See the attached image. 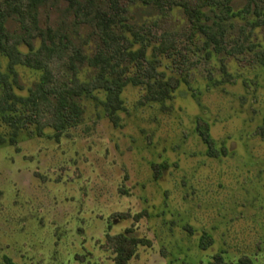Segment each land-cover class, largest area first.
Wrapping results in <instances>:
<instances>
[{"label": "rangeland", "instance_id": "rangeland-1", "mask_svg": "<svg viewBox=\"0 0 264 264\" xmlns=\"http://www.w3.org/2000/svg\"><path fill=\"white\" fill-rule=\"evenodd\" d=\"M76 1L88 4L81 14L73 0H46L37 20L90 57L104 46L95 13L111 12V0ZM247 1L226 19L204 9L197 22L176 8L120 0L126 18L117 31L146 48L158 76L185 80L162 101L146 98L145 84L127 82L117 124L99 99L84 96L80 119L58 139L21 130L15 143H0V264L4 256L12 264H109L106 235L126 229L149 241L128 264H208L216 252L226 264L243 255L264 264V0H233V9ZM6 26L21 30L14 16ZM164 32L172 33L171 47L156 51ZM18 70L26 92L32 73ZM93 74L81 63L82 79ZM201 120L224 154L206 153ZM161 161L167 165L155 177Z\"/></svg>", "mask_w": 264, "mask_h": 264}, {"label": "trees", "instance_id": "trees-1", "mask_svg": "<svg viewBox=\"0 0 264 264\" xmlns=\"http://www.w3.org/2000/svg\"><path fill=\"white\" fill-rule=\"evenodd\" d=\"M45 1L0 0V143H15L21 130L28 135L58 139L80 119L83 111L80 98L84 96L99 99L103 114L117 124L119 113L126 109L122 91L127 82L145 84V97L162 101L173 97L181 81L185 80L175 75L158 76L154 60L146 56V48L134 46L133 40L117 31V24H124L126 18L123 14L126 7L120 0H111V12L103 9L96 11L95 22L104 46L98 47L90 57L66 33L38 24L37 7ZM142 1L161 9H179L197 22L204 14V9L217 10L218 17L226 19L249 7L247 1L244 8L235 11L233 0ZM86 6L87 3L77 2L76 13L81 14ZM10 16L17 18L20 31L7 28L6 21ZM199 26L218 42L212 31L204 25ZM37 37L40 43L35 45L34 39ZM172 40V33L164 32L154 49L166 52ZM259 56L264 67V37ZM140 59L146 60V67H142ZM85 60L94 69V74L88 79L80 76V65ZM126 60L132 61V69L124 62ZM18 67L32 73V85L26 87V92L22 91L24 87L20 83ZM142 74L146 77H141ZM225 77L229 79L231 74L225 71ZM196 128L206 145L207 154L217 156L226 152L225 147L218 148L215 145L206 121H199ZM166 165V161L153 164L155 177L161 175ZM139 216L141 213L135 214V218ZM130 230L107 233L106 243L113 253L109 264H128L137 246L149 242L145 237L130 233ZM210 242L211 236L204 232L200 246L206 248ZM212 258L208 264H226L220 252L214 253ZM4 260L12 264L9 257L4 256ZM234 264L253 262L249 256L243 255Z\"/></svg>", "mask_w": 264, "mask_h": 264}]
</instances>
